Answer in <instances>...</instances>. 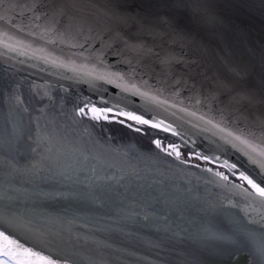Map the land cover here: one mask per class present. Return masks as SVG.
<instances>
[{"label": "snow or ice", "instance_id": "snow-or-ice-1", "mask_svg": "<svg viewBox=\"0 0 264 264\" xmlns=\"http://www.w3.org/2000/svg\"><path fill=\"white\" fill-rule=\"evenodd\" d=\"M24 7L33 13L34 19L46 18L45 31L54 37L53 43L55 38L70 39L71 47L83 50L81 55L88 53L84 56V63L71 68L77 80H85L90 86L97 81L114 84L124 92L139 94L149 101H155L156 96L141 91L132 82L138 66L145 59L155 58L162 76H174L173 70L183 66L194 74L189 75V80L193 81L195 91V76L203 75L198 71L200 56L208 51L202 32L223 24L222 18L212 12L206 0H88L86 4L44 5L47 10L41 16L35 15L39 4ZM241 7L251 10L256 6ZM259 9L264 17V0H260ZM5 11H13V6ZM243 23L237 19L229 27L243 34ZM109 52L116 57L117 63L131 70V75L106 63L105 57ZM187 52L199 53L200 56H190ZM89 63L93 64L91 70H88ZM59 66L67 67L64 64ZM205 79L211 81L208 94H204L201 84L199 95L202 98L194 95L191 99L196 103L207 100L213 108L219 105L222 120L227 113L229 117L235 116L237 123L244 121L245 127L236 130L220 124H213V127L223 133L222 139L226 144L241 152L249 162L258 164L264 175V38L258 47L252 45L239 62L226 61L211 78ZM184 83L187 81L178 80L173 85L174 90ZM52 90L50 85L41 86L34 82L26 85L12 76L0 78V100L7 109L11 125L10 130L6 129L0 136V166L3 168V182L0 183V264H110L102 249H89L88 254H82L87 238L74 230L79 222L77 217L46 207L36 212L35 201L31 202L30 214V198L22 185L31 184L33 192L40 189L41 205L59 200L96 199V194L104 189L110 178L101 176L98 168L90 164L97 159L96 156L80 149L66 131L61 132L62 127L67 129L81 124L85 118L107 121L109 113H113L137 125L170 132L172 136L183 137L184 134L171 124L165 125L163 120L156 122L153 117L150 121L133 112L114 111L106 106V101L103 102L105 106L98 107L88 98L74 104L70 113L63 111L61 105V113L68 123L58 122V118L49 112L54 102ZM175 94L180 95L178 91ZM207 123L213 122L208 120ZM133 130L141 131L140 128ZM153 143L161 153L174 157L177 166L186 163L177 145L170 143L165 148L159 139ZM201 158L209 159L197 156V159ZM150 159L155 161L160 178L152 177L144 188L142 199L133 201L140 207L134 215L158 226L163 221L165 233H170L180 242H189L193 251L186 264H264V178L257 181L239 171L235 164L225 162L224 166L233 175L238 173L240 183H232L223 173L214 172L213 177L219 179L206 178L204 183L224 191L222 198L218 195L213 200L194 188H185L183 185L188 181L179 185L175 181L169 184L166 178L168 169L161 168L160 164L170 162L164 161L158 153L151 155ZM205 171L212 173L210 168ZM134 175L139 176V173ZM123 179L111 177L117 183ZM221 181L225 183L221 184ZM44 185H59L64 190L44 191ZM237 197L245 202L240 209L243 216L231 219L232 227L227 230L209 231L197 227L193 231L190 227H181L178 222L196 223L184 215V206L190 202L194 203L198 213L223 216L226 207H239ZM22 203L24 211H21ZM99 206H103V201Z\"/></svg>", "mask_w": 264, "mask_h": 264}, {"label": "water", "instance_id": "water-1", "mask_svg": "<svg viewBox=\"0 0 264 264\" xmlns=\"http://www.w3.org/2000/svg\"><path fill=\"white\" fill-rule=\"evenodd\" d=\"M33 3L40 5L35 15L41 16L47 10L44 5L86 4L88 0H0V78L7 75L26 85L32 82L41 86L50 85L53 89L51 95L54 102L49 112L58 118V122L68 123L61 113V105L63 111L70 113L73 108L72 101L79 102V99L84 97L101 104L106 101L107 106L115 105V108L142 115L150 121L153 117L156 122L163 120L165 125L171 124L173 128L182 132L184 135L181 138L189 144L215 159L219 157L216 159L217 162L235 164L240 171L251 175L257 181L264 178L259 165L249 162L241 152L226 144L222 139L223 133L213 127V124H220L221 127L236 130L245 127L244 121L237 123L236 117H229L227 113L222 120L218 111L219 105L213 108L207 100L196 103L191 99L194 95L202 98L199 95L201 84L204 86V94H208L211 81L205 77L211 78L226 61L239 62L247 55L252 45L259 46L260 40L264 38V17L261 16L259 9L260 0H206L212 12L222 18L223 24L216 29L203 30L205 43L208 44L206 54L200 56L199 53L187 52L190 56H200L198 71L203 75L195 76V91L193 81L189 80V75L194 74L189 73L183 66H177L173 70L174 76H162L158 61L155 58L145 59L138 66L132 82L141 91L156 96L155 101H149L139 94L124 92L114 84L103 81H97L90 86L85 80H77L71 68L84 63V56L88 53L81 55L83 50L71 47L70 39L55 38L53 43L54 37L45 31L46 18L41 16L40 20H36L33 13L24 7ZM249 4L256 7L251 10L241 7ZM16 5L20 7H15ZM9 6H13V11L6 12L5 9ZM237 19L244 21L243 34L229 27V24ZM105 61L108 65H115L116 70L126 71L131 75V70L127 69L126 65L117 63L112 52L106 55ZM61 64L67 67H60ZM92 67L93 64L89 63L88 70ZM178 80L187 83L177 85L174 90L173 85H176ZM176 91L180 93L179 96H176ZM161 100L165 103H159ZM181 100L183 103H180ZM115 117L109 116L107 121H91L85 118L81 124L69 126L67 129L61 128V132L66 131L80 149L97 157L96 160L90 161V164L98 168L101 176L107 175L110 178L104 189L96 194V199L59 200L41 205L40 189L33 192L31 184H24L22 188L30 198L28 211L32 213L31 202L35 201L36 212L46 207L77 217L79 222L74 226V230L87 238V244L81 249L82 254H88L89 249H102L110 264H186V261L191 259L193 246L186 241L180 242L170 233H165L162 229L163 221H160L158 226L155 222H145L135 216L134 213L139 212L140 207L138 204L134 205L133 201L142 199L144 188L152 177L160 178L155 161L150 159V156L156 153L163 157L164 161L170 162L160 164L161 168L168 169L166 178L169 184L175 181L179 185L188 181L189 183L183 185L185 188H194L213 200L217 199L218 195L222 198L224 190L212 184H205L204 180L206 178L218 180V177H213L216 171L212 170V173L205 171L209 168L192 159L205 163L208 160L197 159L198 155L201 157L203 155L189 153L184 149L179 151L186 163L177 166L174 157L161 153L153 143L159 139L162 145L168 148L166 137L155 135L134 121L121 120L124 122L117 123L116 121L122 117ZM208 120H212L213 123H207ZM10 128L7 109L0 100V136ZM134 128H140L141 131H134ZM224 164L223 168L228 170ZM136 173H139V176L134 175ZM231 174L228 172V180L239 183L230 177ZM113 176L124 179L117 183L111 180ZM2 182L3 168L0 166V183ZM43 190L64 189L59 185H44ZM101 201L102 207L99 206ZM237 201L239 207H226L223 216L198 213L194 203L190 202L184 206V215L186 218L194 219L196 223L189 225L186 221L178 222L181 227H190L193 231L197 227L209 231L227 230L232 227L231 219L243 216L240 209L245 206V202L239 200V197ZM21 211H24L23 203Z\"/></svg>", "mask_w": 264, "mask_h": 264}]
</instances>
